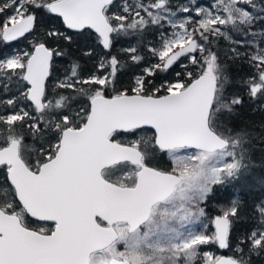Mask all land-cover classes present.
Instances as JSON below:
<instances>
[{"label": "snow or ice", "instance_id": "obj_1", "mask_svg": "<svg viewBox=\"0 0 264 264\" xmlns=\"http://www.w3.org/2000/svg\"><path fill=\"white\" fill-rule=\"evenodd\" d=\"M45 14L71 33L44 30ZM165 23L171 34L146 45L154 59L130 87L118 77L125 65L101 54L95 70L85 75L74 61L48 88L53 58L64 55L53 43L94 39L110 50L121 36L142 41ZM221 37L227 58L250 66L247 76L233 80L215 50ZM20 39L29 50L0 54V264H252L264 256V203L233 199L211 219L212 235L187 227L203 223L214 186L247 168L252 139L264 143L232 127L244 101L229 93L238 84L264 108V0L176 9L170 0H0V42ZM124 51L141 65L136 47ZM178 62L184 77L157 87L151 78ZM117 132L129 142L114 141ZM165 157L167 169L158 166ZM236 224L242 234L233 239ZM209 243L233 255L200 248Z\"/></svg>", "mask_w": 264, "mask_h": 264}, {"label": "trees", "instance_id": "obj_2", "mask_svg": "<svg viewBox=\"0 0 264 264\" xmlns=\"http://www.w3.org/2000/svg\"><path fill=\"white\" fill-rule=\"evenodd\" d=\"M186 0H170L172 8H176L179 5L185 3ZM41 26L44 30L48 28H57L63 32L71 33L63 26L61 20L51 14H45L40 20ZM170 29L164 25V28L150 27L144 34V38L141 41L135 35L132 36H121L113 41L114 46L107 51H104L102 47L96 44L94 39L88 41L77 40L72 43L61 40L58 44L53 43L54 48H59L64 52L63 56L54 57L52 64V74L47 81L48 88L54 87L58 79L63 78L65 73L70 70V65L76 61L80 64V70L83 74L87 75L90 71L95 70V66L99 63L101 54L108 56L117 57L122 67L121 71L118 73L119 80L122 87H130L134 81L135 76L142 74L143 67L147 66L149 62L153 61V57L147 52L146 45L149 43L159 44L162 33L169 34ZM94 35V34H93ZM218 50L221 56V60L229 65V72L234 81L239 80L241 77L247 76L250 66L246 63H242L237 60L233 62L228 59L225 55L226 50L229 48L226 40L221 37L217 41ZM21 47L27 48L29 50L30 46L27 40H16L12 42H0V54H6L9 52H14ZM86 47H94L96 51L92 57H86L83 54V49ZM136 47L137 54L144 57L141 61V65L137 66L132 63L129 59L130 54L124 49ZM183 63L187 64L186 60ZM180 62L174 65L167 72H158L151 79L154 81L155 85L159 87L163 82L176 81L177 79L184 77V69L179 66ZM254 71V70H253ZM180 72L181 77H177L176 73ZM230 94H239L243 97V104L238 106L237 114L232 121V127L235 129H248L250 131L261 133L262 127H264V108H261L258 104L250 101L247 94L244 93L238 84H234L229 87ZM129 138L128 134L114 133L112 139L116 142L127 144L124 139ZM249 151L247 154V159L245 163L247 168L242 171L241 175L237 179L223 185L214 186V192L209 197V199L201 205L204 208L205 215H208L209 219H213L216 215L221 213V209L228 206L233 199H238L241 201L242 206H247L248 208H254L256 205L264 203V143H261L259 139L253 138L251 144L248 146ZM157 166V165H154ZM161 168L167 169L168 165L160 163L158 165ZM249 215H251L249 213ZM257 221L255 218L248 219L246 217L245 224H255ZM211 226L209 225V234L212 235ZM239 231V224L233 226L231 237L235 239L237 236L241 235ZM203 251L208 249L214 252L215 255L225 254L227 256L233 255V252L229 249H224L220 251L216 245L213 247H200ZM252 264H264V256H253Z\"/></svg>", "mask_w": 264, "mask_h": 264}, {"label": "rangeland", "instance_id": "obj_3", "mask_svg": "<svg viewBox=\"0 0 264 264\" xmlns=\"http://www.w3.org/2000/svg\"><path fill=\"white\" fill-rule=\"evenodd\" d=\"M192 2V0H186V2L185 3H183L182 5H184V4H190ZM211 2H212V0H195V3H196V5L197 6H200V7H208V6H210L211 5ZM257 3H260V0H257ZM180 6V5H179ZM178 7V6H177ZM176 7V8H177ZM176 8H174V9H176ZM185 14L184 13H179V17H182V16H184ZM165 26L166 27H169L168 25H167V23H165ZM260 27V25L258 24L257 25V28H259ZM169 29H170V32H169V35L171 34V32H172V29L169 27ZM230 35L234 38V39H236V40H239V39H242L243 37L240 35V34H238V33H230ZM226 42L228 43V45H229V42L226 40ZM27 43L29 44V42L27 41ZM29 46L31 47V45L29 44ZM237 47H239V46H237ZM28 49L27 48H24V47H21L20 49H18V50H15L14 52H17V51H27ZM190 66V65H189ZM124 141L126 142V143H128L129 142V138H125L124 139ZM165 164H167L168 165V161H167V158L165 157V162H164ZM205 225H207V227H205ZM209 225L211 226V228H212V224H211V219H209L208 218V215H205V218H203V223H200V222H197V223H193V224H189L187 227H188V229L189 230H191V231H193V232H204V233H206L207 235H210L209 234ZM210 232H214L213 231V229L210 231ZM214 245H216V244H213V243H209V244H207V245H201L200 247H204V248H206V247H213ZM217 246V245H216ZM121 250H123V248H122V246H121ZM204 251H208V252H210V253H212V254H214V252H212V251H210V250H208V249H204ZM215 255V254H214ZM217 255H219V254H217Z\"/></svg>", "mask_w": 264, "mask_h": 264}, {"label": "water", "instance_id": "obj_4", "mask_svg": "<svg viewBox=\"0 0 264 264\" xmlns=\"http://www.w3.org/2000/svg\"><path fill=\"white\" fill-rule=\"evenodd\" d=\"M58 18V17H57ZM62 22V21H61ZM66 29V28H65ZM68 30V29H67ZM68 31H70L71 32V30H68ZM90 31V30H89ZM9 42H12V41H9ZM104 50V49H103ZM104 51H107V50H104ZM117 133H121V132H117ZM123 134H125V133H123ZM31 219V218H30ZM43 223H51V222H43ZM212 229H213V231H214V227L212 226ZM217 248L220 250V251H222V250H224V249H220L219 247H218V245H217ZM222 256H227V255H225V254H222Z\"/></svg>", "mask_w": 264, "mask_h": 264}, {"label": "flooded vegetation", "instance_id": "obj_5", "mask_svg": "<svg viewBox=\"0 0 264 264\" xmlns=\"http://www.w3.org/2000/svg\"><path fill=\"white\" fill-rule=\"evenodd\" d=\"M29 220H31L30 218H28ZM47 225H50L51 223H46Z\"/></svg>", "mask_w": 264, "mask_h": 264}]
</instances>
